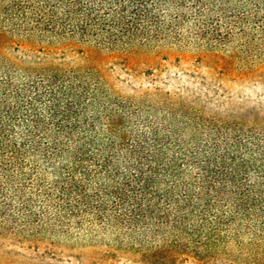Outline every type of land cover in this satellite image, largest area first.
I'll use <instances>...</instances> for the list:
<instances>
[{"label": "trees", "instance_id": "1", "mask_svg": "<svg viewBox=\"0 0 264 264\" xmlns=\"http://www.w3.org/2000/svg\"><path fill=\"white\" fill-rule=\"evenodd\" d=\"M12 37L257 60L264 0H0V45ZM169 116L141 115L92 70L0 54V225L76 222L199 258L247 234L262 249L264 134Z\"/></svg>", "mask_w": 264, "mask_h": 264}, {"label": "rangeland", "instance_id": "2", "mask_svg": "<svg viewBox=\"0 0 264 264\" xmlns=\"http://www.w3.org/2000/svg\"><path fill=\"white\" fill-rule=\"evenodd\" d=\"M0 54L22 65L92 70L109 94L130 100L143 116L164 120L185 111L264 134V58L236 57L234 47L132 54L74 40L12 37L0 45ZM35 198L33 212L39 214ZM254 239L244 235L239 244H221L213 255L199 258L159 238L139 241L111 228L55 221L25 226L21 220L0 225V264H264V245L253 248Z\"/></svg>", "mask_w": 264, "mask_h": 264}]
</instances>
